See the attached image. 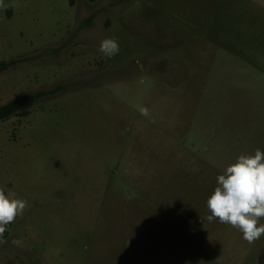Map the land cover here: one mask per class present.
<instances>
[{
  "label": "rangeland",
  "instance_id": "374dc122",
  "mask_svg": "<svg viewBox=\"0 0 264 264\" xmlns=\"http://www.w3.org/2000/svg\"><path fill=\"white\" fill-rule=\"evenodd\" d=\"M203 2L4 0L0 106L56 91L0 121V188L28 203L0 261L264 264V235L205 219L217 176L264 152V45L227 23L201 40L181 18ZM164 57L187 67L165 76Z\"/></svg>",
  "mask_w": 264,
  "mask_h": 264
},
{
  "label": "clouds",
  "instance_id": "9594fccd",
  "mask_svg": "<svg viewBox=\"0 0 264 264\" xmlns=\"http://www.w3.org/2000/svg\"><path fill=\"white\" fill-rule=\"evenodd\" d=\"M4 0H0V9L5 8ZM99 51L105 56L119 54V42L115 38H105L100 42ZM141 114L147 116L148 110L141 108ZM216 187L207 199L210 215L208 222L218 220L221 224L230 225L243 234L249 244L264 235V152L260 149L254 155H240L238 159L226 167L224 173L216 178ZM28 203L24 199L15 198V193H5L0 188V243L7 231V226L22 216ZM21 246V240H13Z\"/></svg>",
  "mask_w": 264,
  "mask_h": 264
},
{
  "label": "crops",
  "instance_id": "0c3cea01",
  "mask_svg": "<svg viewBox=\"0 0 264 264\" xmlns=\"http://www.w3.org/2000/svg\"><path fill=\"white\" fill-rule=\"evenodd\" d=\"M203 2L202 10L204 8L205 0H201ZM212 5L209 6V13L206 16V19L202 20H189L186 18H181L183 20L182 26L186 28H191L195 30L196 33L201 34L198 36L201 40L205 36V33H209L211 30L210 37L212 34H216V29H219L221 23H227L228 28H239L247 30V43L250 44H261L264 45V0H211ZM203 16V15H202ZM194 22V24H192ZM202 32V33H199ZM216 38V37H215ZM204 42V43H203ZM205 41H202L200 44L195 45L191 51L193 52H201L207 49L205 48H197V46L204 45ZM213 45L210 43L206 44ZM215 50V49H214ZM206 52V51H205ZM209 52V49H208ZM183 55V54H182ZM180 55V56H182ZM200 56V55H199ZM166 57V56H165ZM164 57L166 70L164 72L165 76H172L173 73L171 69L176 66L175 70L179 67L186 69L187 63H185L181 57L179 59L183 62L177 66L176 61L173 64V60L171 58ZM183 57V56H182ZM154 63L156 62V58L154 57ZM178 60V61H180ZM197 62L203 61L202 59L196 60ZM195 62V61H194ZM155 69V66L153 67ZM0 264H8V262L0 261ZM17 264H31L27 262H20Z\"/></svg>",
  "mask_w": 264,
  "mask_h": 264
},
{
  "label": "trees",
  "instance_id": "16d2710c",
  "mask_svg": "<svg viewBox=\"0 0 264 264\" xmlns=\"http://www.w3.org/2000/svg\"><path fill=\"white\" fill-rule=\"evenodd\" d=\"M16 61H10V62H2L0 63V74L9 70L11 67L16 65ZM56 90L48 91V92H40L34 95H25L21 96L19 98H16L7 104L0 106V121H5L10 119L14 116L19 117H27L30 115V111L28 110V107L31 103H33L35 100L51 96L55 94ZM14 223H11L7 226V231L4 233V236L2 237L3 240H6L13 227Z\"/></svg>",
  "mask_w": 264,
  "mask_h": 264
}]
</instances>
